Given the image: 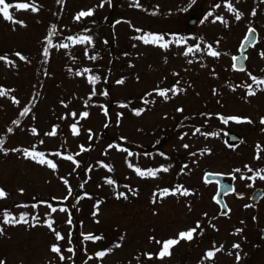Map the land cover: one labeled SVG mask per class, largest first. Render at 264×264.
<instances>
[{
	"label": "rangeland",
	"instance_id": "rangeland-1",
	"mask_svg": "<svg viewBox=\"0 0 264 264\" xmlns=\"http://www.w3.org/2000/svg\"><path fill=\"white\" fill-rule=\"evenodd\" d=\"M36 1L41 3L38 5V12L29 10L18 14L16 9H12L14 19L23 21V26L7 21L0 15V47L29 54L25 60L17 56L13 68L0 67V76L11 88L8 95L0 97V138L5 140L6 149H32L35 145L37 151H47L50 148L57 152L58 148L65 147L78 164L46 155V158L57 164L54 171L46 165L25 159L22 152L9 151L7 155L0 152V188L8 193L7 198L0 199V208L9 205L12 207V214L18 217L21 213H27L30 221L29 224L16 226L1 225L4 234L0 235V260L6 261V264H62L57 254L50 251L53 244L59 243L65 256L63 264H180L181 257L175 252L163 259L153 257L160 246L156 241L176 238L178 233L195 227L197 222H206L209 216L217 214L209 226L210 232H216L215 241H208L203 248H213L214 243H217L215 246L222 245L223 251L211 261L199 260L205 255L203 249L198 248L189 264H264V238L261 236L264 228V197L257 205L245 207L252 191L258 186L264 188V180L256 179L257 183H253L240 178L246 176L243 170L234 173L235 169L245 170L246 165H254L259 161L255 157L257 145L264 146V123L261 122L264 120V91L258 90L256 95L247 96L242 88L241 95L231 93L226 96V89L221 87L232 84L233 80L240 84L246 83L249 73L259 75L264 68V0H232L233 5L243 14L240 20H236L234 14L227 11V0H140L143 3L140 8L129 0H114L117 6L111 22L118 30L116 43L127 46L122 50L125 53L131 52L133 64L125 65L126 71H122V64L114 69L113 97H134L136 100H155V103H147L145 111L136 118L126 114V109L115 106L110 121L104 114V106L102 108L97 103L92 108V102L87 98L92 85L81 82L73 68H68L70 63L66 64L78 54L82 45H75L73 52L69 54L65 49L56 47L49 48L47 57L43 52L52 26H55L56 34H60L67 30L81 10L95 9V12L103 15L109 13L111 5L105 3L103 8L98 7L102 0H62V3H58V0ZM217 4L220 5L219 8H216ZM253 11L256 12L255 16L252 15ZM209 12L213 15L207 16ZM216 16H222L227 25L219 21L213 22ZM191 18H197L196 24L189 23ZM250 27L259 31V41L248 51L247 70L239 72L233 68L232 57L238 53ZM136 28L144 32L165 34L166 39L173 35L188 37L187 46L193 45L200 35L220 36L222 47L219 51L222 55L219 58H206L203 54L186 57L183 55L186 46L173 45L168 50H163L145 45L133 39ZM104 33L112 40L110 28H105ZM52 41L54 45L64 43L56 38ZM108 56L107 60H110ZM189 60L192 62L189 63ZM121 79L125 81L122 85L117 83ZM177 81L178 87L184 89L179 95L170 92L171 98L164 100L153 92L157 86L170 89L177 85ZM213 90H218L216 96L222 95L217 97L219 103L214 112L248 118L241 124L229 123L226 126L241 135L243 143L236 149L229 150L223 146V141L213 135L205 139L193 135V132L184 135L183 139L176 137L167 140L162 145L165 157L177 152L187 153L199 145L209 144H213L216 153L200 160L191 174L186 178L182 177L183 181L178 183L188 189L191 195L177 194L164 198L157 196L153 203L154 193L178 186L175 179L174 183L171 182L175 168L169 167L167 173H159L157 178H141L128 167V163H134L140 155L141 169L161 167L163 158L156 150L150 152L149 149L158 138L159 128L174 122L171 119L178 116L177 109H183V113L199 107L201 100L212 94ZM150 92L153 95H147ZM12 97L20 103H13ZM85 101L88 103L87 107ZM105 101L110 103L107 98ZM24 107H29L30 111L26 116H21ZM84 111L89 116L80 119L79 114ZM72 112L77 113L76 119L70 115ZM77 120L80 135L75 136L70 126ZM14 121L18 123H13ZM108 123L109 130L116 139L103 137L102 133ZM213 124L221 125L218 122ZM54 126H58L57 135H45ZM8 128L13 131L8 132ZM32 128L37 129L39 135H33ZM122 137L125 139L121 140ZM40 141L44 143L41 144ZM117 144L134 155L129 157L126 152L118 151L115 147L109 148V145ZM185 144L189 147L185 148ZM81 146L89 150L81 151ZM103 164H112L116 169L121 182L119 192L125 193L127 199L116 198V185L106 183L109 177ZM207 171L235 175L237 190L246 193L244 198L237 197L235 193L226 196L231 208L229 215L219 214V205L214 200L217 185L205 182L204 174ZM62 178L68 180L72 189L70 197L68 186L63 183ZM81 185L91 191H98V211L95 207L97 203L87 214L83 201L76 202L77 197L81 196ZM65 197H68L66 201ZM41 201L56 207L66 206L71 210V226L66 223L67 213L52 214L56 221L54 227L65 236L64 241L57 242L54 234L44 226L50 211L46 205L41 204L35 209L30 207ZM59 201L64 203L61 205ZM246 210L251 218L256 216V223L239 235L237 229L243 224ZM94 212L97 214L93 215ZM37 214L40 222L33 227L31 217ZM70 231L71 245L67 242ZM82 233L102 234L107 239L106 243L111 244L115 236L121 246L114 247L103 259H98L96 253L105 240L85 241ZM240 242L245 245L233 249L232 245ZM69 246L74 247V256L65 251ZM246 250H249L248 257ZM146 254H151V259ZM237 254L240 256L239 262Z\"/></svg>",
	"mask_w": 264,
	"mask_h": 264
},
{
	"label": "trees",
	"instance_id": "trees-1",
	"mask_svg": "<svg viewBox=\"0 0 264 264\" xmlns=\"http://www.w3.org/2000/svg\"><path fill=\"white\" fill-rule=\"evenodd\" d=\"M124 1V0H123ZM130 3H134V0H129ZM9 3L15 4V3H21V2H28L31 3L32 0H8ZM35 3L37 5H40V2H37L35 0ZM135 4V3H134ZM141 6L143 3H140ZM117 6L116 1L111 0V9L109 10V13H104L103 15L98 14L97 12H94L95 14L92 17H86L82 18L80 21H76L74 19L73 23L67 28V30L62 31L60 34H56V36H53L52 39H60L63 40L64 43H70L69 41L66 40V37L68 36H78V35H90L93 37V44L92 45H82L80 48L78 54L75 55L74 58H70L69 61L66 62V64L70 63L68 65V68H73V70L78 71L82 70L84 68H89L91 69V73L93 75H98L100 76V82L95 86L96 89V95L92 96L91 99H89L90 94L87 96L88 100L92 102V108H95L96 104L99 103V105L104 106V108H107L108 114L107 117L109 118V121L112 118V115L115 110V106H119L118 108H123L126 109V114H129L133 118L139 117L134 115L133 110L134 109H145L146 108V103H144V99H139L136 100L133 98H124V99H118L113 97V92H112V87L114 85V80L112 78L113 71L116 69L119 65L122 64V71H126L127 68L125 69V65L127 64H133V60L130 57L131 52L125 53L126 45H117L116 43V37L118 34V30L113 26V23L111 22L112 16L115 14V7ZM146 7V5H145ZM12 11V9H11ZM24 10H17V13L20 14ZM12 13H14L12 11ZM110 28L111 29V36L112 40L109 39V37L104 33L105 28ZM137 29V28H136ZM87 30V31H85ZM139 33L135 32L134 37L138 36ZM220 36H212V37H206L205 35H200V37L194 42L193 45L189 46H194L197 43L201 44V48H205L207 44H212L214 48H216L219 51V48H221L220 44ZM218 42V43H217ZM74 46L70 44V47L68 49H65V51L69 54L72 53V49ZM85 51H87L88 56H96L95 60L88 59L85 56ZM19 52L21 55L28 57L29 54L18 51V50H13V49H3L0 47V56H6V60H0V67L1 66H8L10 68H13L14 65V60L17 57L15 53ZM110 54L109 56L106 54ZM197 55H205L206 58H209L210 56L206 55V53H196ZM108 56L110 60H107ZM212 58V57H210ZM11 61V63H9ZM117 66V67H116ZM216 69H214L215 71ZM87 75L85 76H78L79 80L81 82L88 83L87 80ZM252 76H256L257 78L264 79V68L261 71V74H255L252 73ZM77 76V75H76ZM251 85L253 89L257 86L249 77L248 82L240 84L237 83L235 80L232 81V84H225L222 85V89H226V96H230L231 93L232 95L235 94L237 96L241 95V89H245V91H248L247 86ZM0 88H3L5 90H11L9 86L5 84V80L2 76H0ZM220 88H218L219 90ZM235 89V90H233ZM93 90V86H92ZM107 91L108 95L104 96L101 93L103 91ZM217 90V91H218ZM216 91V92H217ZM92 92V91H91ZM213 92L210 94L207 98H204L201 100V104L199 107L196 109L192 110L191 112H178V116L176 118H172L171 120L174 121L170 124H165V126H161L159 129L158 138L155 141L153 147L150 146V152H153L154 150L157 151V154L160 155V153H166L164 151V148L162 145L164 142L167 140H173L176 137H181L184 136L185 133H190V132H195L196 128H199L201 131L200 133H196V136H199L201 138L209 139L211 137L208 136L206 137L205 135H202L201 133H219V135H213L216 139H219L223 141V134H222V127L213 124V122H219L216 117V112H214L215 107L218 105L219 101L218 98H220L222 95L219 97L216 96L217 93ZM239 93V95L237 94ZM248 96V95H247ZM218 97V98H217ZM105 98L110 100V103L107 104L105 101ZM136 104L135 106L133 104ZM98 105V106H99ZM121 105H127V107H121ZM109 123L107 124L106 130L103 131V137L106 139H116L114 134L111 133L109 130ZM155 145H157L155 147ZM223 146L226 149L229 150H234L237 147H228L225 143H223ZM261 148H264L262 145ZM207 149L208 151L205 152L204 150ZM45 152V154L49 153H55V150H51L50 148L47 151L44 150H38ZM59 152H63V155H68V152L66 151L65 147L64 149L58 148ZM195 153V155H193ZM216 151L213 147V144L209 145H203V146H198L196 148H193L189 150L187 153L184 152H177L173 153L169 157L165 158V156H161L163 158V165H172V167L175 168V174L174 177L171 179H175L177 185L178 183H181L183 179L181 180L182 177L186 178L191 174V172L198 166V162L203 159H207L210 157V155H215ZM261 159L259 161L252 165L248 164L247 166L251 167L254 171L249 172L247 168L243 170V173L246 176H252L254 175V172L259 169H264V151H261L260 153ZM141 159V156L139 155L137 157V160L134 162V166H138L141 168V162L139 161ZM111 166L113 171L109 172L107 176L114 181H116V189L117 192H119V189L121 187V182L119 175L117 174L116 169L113 167L112 164H107ZM187 165V167H185ZM264 175V172L261 173ZM258 179V178H257ZM263 181V180H262ZM257 183V182H253ZM128 186H130L128 184ZM81 196H83L85 193L88 194L89 197L91 198H84L81 199L83 201V206L85 205L86 213H90V210L94 205L97 203V197L99 196L98 191H91L87 188L81 187ZM198 188H196L197 192ZM248 205L253 206V204L248 201ZM82 206V207H83ZM4 210H9L12 213V207L11 206H6L0 208V226L2 225V220L3 216L2 213ZM248 211L246 210L244 212V219H242L243 224L240 226L241 231L238 232L239 235L243 234L244 230H247L249 227L253 225V223H256V216L254 215L253 218L250 217L247 213ZM85 214V213H84ZM85 214V215H87ZM217 214H214L212 216H209L206 222H199L200 228L197 229V234L195 235L194 239L192 241H181V243L177 246H175L172 249V254L174 252L177 254L178 257H181V263L180 264H189V260L193 258V253L197 251V249H203V254L212 249L211 247L204 249L203 245L206 244L208 241L213 242L215 241L216 237V232H210L209 231V226L212 221V219L216 216ZM196 227V226H195ZM95 235H100L102 234H95ZM102 246L100 247V251L106 250V249H113L114 245L117 244L118 239L114 236L113 237V243H106V238L104 239ZM212 240V241H211ZM217 243H214L216 245ZM241 246L245 245L243 242H240ZM162 245L157 248L156 252L153 253V257L156 259L158 257V253L161 250ZM250 249V248H249ZM249 250H246L247 257L249 256ZM200 259H204V257H200Z\"/></svg>",
	"mask_w": 264,
	"mask_h": 264
},
{
	"label": "snow or ice",
	"instance_id": "snow-or-ice-1",
	"mask_svg": "<svg viewBox=\"0 0 264 264\" xmlns=\"http://www.w3.org/2000/svg\"><path fill=\"white\" fill-rule=\"evenodd\" d=\"M58 3H62V0H58ZM105 3H108L109 5H111V0H102V2L98 5V7L103 8ZM134 3H135V6L137 8L142 7L140 4V0H134ZM219 7H220V5L217 4L216 8H219ZM225 7H226L227 11L234 14L236 20H240L242 18L243 14L241 12H239L238 9L233 5L232 0H227ZM11 9L24 10V11L30 10L32 12H38L40 10L39 6L36 5L35 0H32L31 3L21 2V3H15V4L9 3L8 0H0V15H2V17L5 20L10 21L14 24H20L22 26H23V21L15 20ZM94 12H95V9L81 10L74 17V19L76 21H80L82 18L92 17L94 15ZM152 14H155V12H153ZM212 15H213V13H211V12H209L207 14V16H212ZM252 15L255 16L256 12L253 11ZM207 16L205 17V19H207ZM216 21H219V22L227 25V21L222 16H216L215 20L213 22H216ZM117 23H120V21H117ZM85 31H87V30H85ZM135 31L138 33H143V34L135 36V37H133V39L139 40L145 45L156 46V47H159L163 50H168L173 45L178 46V47L179 46H186L185 50L183 52V55L186 57L189 55L194 56L196 53H206V55H208L210 57H214V58H219L222 55V53L220 51H218L216 48H214L212 44H207L205 46V48H201L200 43H197L194 46H187V41L189 39L188 37L173 35L171 38L166 39L165 34L144 32L142 29H135ZM255 31L256 30L254 28L248 29L247 36L245 37V39L242 41V44H241L242 51H241L240 56H233L232 57L233 68L235 70L245 71L244 67L242 66V61L247 60V56L244 54L247 50V47H252L255 44V39L253 38V34L255 33ZM55 34H56V28H55V26H52V30L49 33V37L46 38L47 46L44 48V52H43L45 57L48 56V54H49L48 50L50 47H56L58 49H68L70 47V44L72 46H75V45H92L93 44V37L92 36L82 34V35H78V36L66 37V40L69 41L70 43H60V44L54 45L53 41H52V36H54ZM193 39H195V38H193ZM15 55L18 56L21 60L26 59V57L21 55L19 52L15 53ZM262 55H264V53H262ZM85 56L91 60L96 59L95 55L88 56L87 51H85ZM6 59H7L6 56H0V60H6ZM188 62L191 63L192 61L189 60ZM9 63H11V61H9ZM238 63L241 64V66L239 68L237 67ZM91 71L92 70L89 68H84L82 70L76 71V73H75L77 76H85L86 74H88L87 75L88 83L93 86V90L89 96V99H91L92 96L96 95L95 86L100 82V79H101L100 76H98V75L90 74ZM175 75H178V73ZM249 76H250L251 80L257 85V88L253 89L251 85H248L247 86V88H248L247 95L248 96H254V95H256V92L258 90L264 91V87H261V86H264V79H260V78H257L256 76H252L251 73H249ZM117 83L122 85L125 83V81H124V79H121V80H118ZM178 85H179V81H177V85L173 86L170 89H161V88H159V86H157V88L154 89L153 92L155 93V95L163 98L164 100H168L171 98L169 95L170 92L173 95H179L181 92L184 91V89L178 87ZM233 90H235V89H233ZM213 91L215 92V90H213ZM101 94L104 96H107L108 92L105 90ZM6 95H8V90L0 88V97H4ZM147 95L151 96V95H153V93L150 92ZM12 100H13V103H15V104L20 103V101L17 100L15 97H12ZM143 102L146 104L147 103H155V100L148 101L147 99H145ZM64 106L67 107L66 104ZM87 106H88V103H87V101H85V107H87ZM101 107L103 108V106H101ZM121 107H127V105H121ZM29 111H30L29 107H24V109L20 113V115L26 116L29 113ZM103 111H104V114L107 116V114H108L107 108H103ZM144 111H145V109H134L133 110L134 115H136V116L142 115V113ZM177 111L182 112L183 109H177ZM70 115L72 116L73 119H76V117H77V113H75V112L70 113ZM79 115H80V119H86L89 116V113L87 111H84V112L80 113ZM64 118H67V117H64ZM219 119H221V121L225 124H227L229 120H233L237 123L244 122L239 117H223V116H220ZM247 122L250 123L251 121H247ZM261 122L264 123V120H262ZM13 123H18V122L14 121ZM78 123H79V120H77L76 123H73L70 126L71 131H72L73 135H75V136L80 135V128L77 127ZM57 127L58 126H54L52 131L45 133V135L56 136L57 135V131H56ZM7 131L12 132L13 129L8 128ZM31 131H32L33 135H39L37 129L32 128ZM200 131L201 130L199 128H196L193 135H195L196 133H200ZM89 133H90L89 138L91 139V130H89ZM201 134L205 135L206 137L209 135H219V133H201ZM185 135H187V133H185ZM124 139L125 138H123V137L121 138V140H124ZM181 139H183V136H181ZM40 143L43 144L44 141H40ZM4 145H5V140L3 138H0V152L4 153L5 155H7L9 151L22 152L25 159H30V160H33V161L41 164V165H46L48 168H50L54 171L57 169V164L53 160L46 158L45 152L37 151L35 145L32 147V149H19V148L6 149L4 147ZM112 147H115L118 151L126 152L129 157L134 155L127 148H123L118 144L117 145H109V148H112ZM184 147L188 148L189 146L187 144H185ZM88 150L89 149H86L83 146H81V151H88ZM204 151L207 152L208 150L205 149ZM261 151H264V148H261L260 145H257V154L255 157L257 160L261 159V156H260ZM47 155H54V156L62 158L64 160L71 161L74 164H78V162L75 160L74 156L71 154L62 155L61 152L57 151L55 153H49ZM160 155L165 156L164 153H160ZM193 155H195V153H193ZM165 158H167V157H165ZM102 166L104 168H106L109 172L113 171L111 166H109L107 164H103ZM128 167L132 168L135 171V173L137 174V176H139L141 178H157L159 173H167L169 171V167H165V166H161V167L156 168V169H151V168L150 169H141L138 166H134L131 162L128 163ZM185 167H187V165H185ZM245 167L247 168V170L249 172L254 171L251 167H249L247 165ZM89 171H91V169H89ZM240 171H241V169H235L234 173H237ZM262 172H264V169H259V170H256L254 172V175H252V176H241L240 178L246 179V180H251L253 182H255V180L257 178L260 180H264V175L261 174ZM207 175H212V174H207ZM233 179H235V175H233ZM206 182H207V176H206ZM63 183L66 186H68V197H70L72 195V189L69 185L68 180L63 179ZM106 183L109 185H113V186L116 185V182L111 178H107ZM249 186H251V185H249ZM81 187H83V185H81ZM22 191L23 190H21V192ZM227 191H234V189L228 188ZM133 194H135V193H133ZM177 194H179L181 196H189L192 193L188 189L184 188L183 185H178L174 189H171V190L165 188V189L160 190L159 193L153 194V203L156 202L157 196H159L160 198H164L167 196H175ZM7 197H8V193L3 188H0V199H5ZM68 197H65L64 201H66L68 199ZM86 197L91 198L88 196L87 193H85L83 196L77 197L76 202L79 203V201L81 199H84ZM116 198L117 199H119V198L127 199L128 197L125 193L118 192V193H116ZM53 199H55V198H53ZM214 199H216L217 203H220V200L218 198H214ZM64 201H59L58 203L62 205L64 203ZM41 204L46 205V207L50 210L46 216L45 221H44V226H46L54 234L57 242L64 241L66 239L65 236L61 232L57 231V229L54 227L56 221L52 218V214H55L57 212L67 213L68 219H67L66 223L71 226L73 223L71 210L66 206H60V207L53 206V204L48 203L46 201H41L38 204L30 205V207L35 209V208L40 207ZM250 206L251 205H245V207H250ZM17 207H29V205H17ZM95 207L97 208V211H98L99 202L97 203V205ZM224 207L226 208L227 205H224ZM96 214H97V212L93 213V215H96ZM2 216H3V220H2L3 225L16 226V225H20V224H29L30 223L29 216L27 213H21L17 217L16 215L12 214L9 210H4L2 213ZM39 222H40V218H39L38 214L31 217V226L35 227ZM98 222L99 221H97V223ZM200 227L201 226H200L199 222H197L196 227H193L191 229H188L186 231H182V232L178 233V236L176 238H170L166 241H156V243L162 245L161 250L158 253V257L160 259H163L164 257L171 256L172 249L175 246L179 245L181 243V241H192L194 239L195 235L197 234V229ZM213 227H214V225H213ZM239 231H241V230L237 229V232H239ZM3 234H4V228L2 226H0V235H3ZM82 236H83V240L91 241V242H96V241H100V240L104 239L103 236L95 235V234H91V233H89V234H83L82 233ZM121 239H123V237H121ZM151 239H155V238H151ZM67 242L69 245H71V243H72L71 231L67 235ZM120 246L121 245L119 243L114 245V247H116V248H118ZM232 247H233V249H239L240 245L239 244H233ZM50 251L52 253L57 254V256L59 257L60 261L63 264V261L65 260V256L62 253V249H61L59 243L53 244L50 248ZM65 251L72 253L73 256L75 255L74 247L69 246L65 249ZM110 251H112L111 248L103 250V251H99L96 253V258L103 259L106 255H108V253ZM221 251H223L222 245L220 247H216L215 245H213V248L208 250L205 253L204 259L211 261V260L215 259L217 254L220 253ZM229 254H231V253H229ZM146 255L148 256L149 259H151V254H146ZM68 259H72V257H68ZM89 259H92V257H89ZM236 259H237V262H239V260H240L239 254L236 255ZM0 264H6V261L0 260Z\"/></svg>",
	"mask_w": 264,
	"mask_h": 264
},
{
	"label": "water",
	"instance_id": "water-1",
	"mask_svg": "<svg viewBox=\"0 0 264 264\" xmlns=\"http://www.w3.org/2000/svg\"><path fill=\"white\" fill-rule=\"evenodd\" d=\"M197 22L196 18H192L190 20L191 24H195ZM247 36V35H246ZM253 38L255 39V43L258 40V32L257 30L255 31V33L253 34ZM249 47H247L248 49ZM241 47H240V54H241ZM237 55V56H240ZM247 57V53H244ZM241 66L240 63L237 64V67L239 68ZM242 66L244 67V69H246L247 67V60H243L242 61ZM223 116V117H228L225 116L223 114H219V117ZM225 135H226V141L229 145H236L241 141V137L239 135H237L236 133L230 132V131H225ZM207 174H212V175H207ZM207 176V181L208 182H216L218 183V192L215 196V198H218L220 200V206H221V214L222 215H226L230 212V208L227 205V202L225 201V195L234 192L235 191V185L233 183V180L231 178L230 175H225V174H221V173H213V172H208L205 175V179ZM228 188L234 189V191H227ZM238 197H243L245 195L244 192H237L236 193ZM264 196V190L261 187H258L254 190V192L251 195V199L258 203L261 198ZM224 205H227V207L225 208ZM262 236L264 237V229L262 230Z\"/></svg>",
	"mask_w": 264,
	"mask_h": 264
}]
</instances>
